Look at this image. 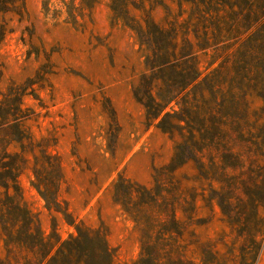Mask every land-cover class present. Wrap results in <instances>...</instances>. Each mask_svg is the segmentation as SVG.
I'll return each instance as SVG.
<instances>
[{"label":"rangeland","instance_id":"1","mask_svg":"<svg viewBox=\"0 0 264 264\" xmlns=\"http://www.w3.org/2000/svg\"><path fill=\"white\" fill-rule=\"evenodd\" d=\"M2 1L0 264H264V0Z\"/></svg>","mask_w":264,"mask_h":264},{"label":"crops","instance_id":"2","mask_svg":"<svg viewBox=\"0 0 264 264\" xmlns=\"http://www.w3.org/2000/svg\"><path fill=\"white\" fill-rule=\"evenodd\" d=\"M130 222L124 212L116 209L106 210V248L111 251L118 249L120 243L127 238L126 228Z\"/></svg>","mask_w":264,"mask_h":264},{"label":"trees","instance_id":"3","mask_svg":"<svg viewBox=\"0 0 264 264\" xmlns=\"http://www.w3.org/2000/svg\"><path fill=\"white\" fill-rule=\"evenodd\" d=\"M2 8H3V1L0 0V11L2 10ZM2 36H3V31L0 28V41L2 39ZM10 116H12V115H10ZM1 156H2V154L0 155V164H1V160H2ZM6 168H8V167L6 166ZM7 175H8V178L9 179H5V182H4L3 181L4 180L3 179L4 176H2L1 173H0V182H2L0 184H3L1 186L5 187V188H6V186H7V188H9V185H8L9 182L14 181L10 172H7ZM17 208H18V206H17ZM32 244L39 251H40V247H43L42 240H38V241L36 240ZM45 252H46V250H45ZM54 255H56V247H52L49 250H47V254L45 255V257L38 264H50L51 261L52 262H55L56 260L54 258L55 257ZM77 264H87V255L86 254H83L82 259Z\"/></svg>","mask_w":264,"mask_h":264}]
</instances>
